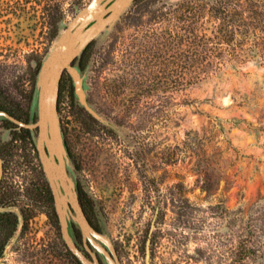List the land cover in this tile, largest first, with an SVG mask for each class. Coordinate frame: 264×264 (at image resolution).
I'll return each mask as SVG.
<instances>
[{"label":"rangeland","instance_id":"rangeland-1","mask_svg":"<svg viewBox=\"0 0 264 264\" xmlns=\"http://www.w3.org/2000/svg\"><path fill=\"white\" fill-rule=\"evenodd\" d=\"M88 1L0 0L1 104L36 118L38 65ZM91 43L87 97L116 127L79 104L67 72L58 113L121 264H144L147 237L150 264H264V0H134ZM17 129L0 117V211L17 215L0 226V264H77L34 198L50 187L34 136Z\"/></svg>","mask_w":264,"mask_h":264},{"label":"water","instance_id":"water-1","mask_svg":"<svg viewBox=\"0 0 264 264\" xmlns=\"http://www.w3.org/2000/svg\"><path fill=\"white\" fill-rule=\"evenodd\" d=\"M133 1L89 0L85 5L77 8L75 15L58 33L38 65L33 94L35 119L24 121L0 108V117L14 122L18 129L22 127L29 129L33 134L38 157L53 192L61 237L66 247L81 264H121V262L111 237L90 222L80 203L75 166L58 113L60 80L63 73L67 72L79 104L94 118L114 126L89 101L86 91V72L79 60L85 48L98 35L112 27ZM2 173L3 159L0 155V181ZM4 209L0 208V210ZM157 209L149 232L153 228ZM76 229L80 231L84 247L89 254L78 246ZM150 256V238L147 237L144 264H150Z\"/></svg>","mask_w":264,"mask_h":264},{"label":"flooded vegetation","instance_id":"flooded-vegetation-1","mask_svg":"<svg viewBox=\"0 0 264 264\" xmlns=\"http://www.w3.org/2000/svg\"><path fill=\"white\" fill-rule=\"evenodd\" d=\"M5 124L8 127L12 128V129H14L16 127L15 123L14 124H10V123L5 121ZM21 130H22V128L21 129H17V131H21ZM13 133H15V132L13 131ZM69 150H70V147H69ZM34 190H35V192H34L35 200H38L39 202L45 203L47 206H49V209H48L49 211L48 212H49L50 218L53 219V220L54 219L58 220L57 212H56V209H55L54 196H53V192L51 190V187H46L45 185L40 184L38 186H35ZM78 192H79V200H80V203L82 205V208H83L86 216L90 220V217H89V215L87 213V210H86V200H88V197H86L85 193L82 191V187H78ZM3 196H4V194L0 195V199L3 198ZM5 196H6V194H5ZM22 209H23L24 213L27 214V209L24 206L22 207ZM0 213H4L2 215V218H0V226H3V228L6 230V233H9V231H13L15 226L12 229H10L8 226H6L5 220L11 219V220H16L17 221L16 213H14L13 211H0ZM90 222L92 223L91 220H90ZM77 238H78V241H79V242H77L78 246L82 250H84L87 254H89L88 250L84 247V242L82 240V236H81L80 231L78 229H77Z\"/></svg>","mask_w":264,"mask_h":264},{"label":"trees","instance_id":"trees-1","mask_svg":"<svg viewBox=\"0 0 264 264\" xmlns=\"http://www.w3.org/2000/svg\"><path fill=\"white\" fill-rule=\"evenodd\" d=\"M91 44H92V43H90V44L85 48V50H84L83 53H82V56H81V57H82V61H81V65H82V67H84V65H85V63H86V61H85V59L87 58V56H86V52H88V50H89ZM65 76H66V73H63L62 78H61V81L64 79ZM116 87H117L116 85H111V86H110V91L116 89ZM0 108L6 110L7 112H9L10 114H12L13 116H15V117H17V118H19V119H22V120H24V121H27V118L23 117L22 115H20L19 113H17L15 110H13L12 108H10V107H8V106H5L4 104H1V103H0ZM5 121L8 122V123H10V124H14V123H13L12 121H10L9 119H5ZM24 132H25V133H28L29 130H28L27 128L22 127V130H21V131H16L15 134H16L17 136H19V135L21 136V134L24 133ZM3 214H4V213H0V218H2V215H3ZM5 222H6V226H8L10 229H12V228L16 225V220L8 219V220H5ZM7 230H8V229H7ZM3 246H4V243L1 242V243H0V257H1L2 252H3ZM247 248H248V247L246 246V244L243 243V245H242V244L240 245L238 251H239V252H242V250H243V254H241V255H243V256H247V255H248V253H247ZM67 250H68V252L73 256V258H74V260L76 261V263H77V264H81L80 261L77 259V257H75V256L71 253V251H70L69 249H67Z\"/></svg>","mask_w":264,"mask_h":264}]
</instances>
